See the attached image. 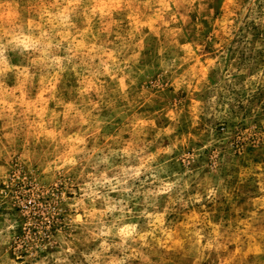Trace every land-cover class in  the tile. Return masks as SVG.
<instances>
[{
    "label": "clouds",
    "instance_id": "9594fccd",
    "mask_svg": "<svg viewBox=\"0 0 264 264\" xmlns=\"http://www.w3.org/2000/svg\"><path fill=\"white\" fill-rule=\"evenodd\" d=\"M0 193V264H264V0H0Z\"/></svg>",
    "mask_w": 264,
    "mask_h": 264
},
{
    "label": "rangeland",
    "instance_id": "374dc122",
    "mask_svg": "<svg viewBox=\"0 0 264 264\" xmlns=\"http://www.w3.org/2000/svg\"><path fill=\"white\" fill-rule=\"evenodd\" d=\"M238 127V125H229L228 123H225L223 126L217 127L216 134L220 137H223L229 134V132L234 133ZM0 197H3V193H0Z\"/></svg>",
    "mask_w": 264,
    "mask_h": 264
}]
</instances>
